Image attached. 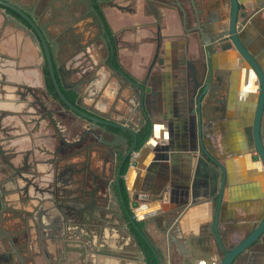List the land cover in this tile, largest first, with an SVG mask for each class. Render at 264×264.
Returning <instances> with one entry per match:
<instances>
[{
    "label": "crops",
    "instance_id": "obj_1",
    "mask_svg": "<svg viewBox=\"0 0 264 264\" xmlns=\"http://www.w3.org/2000/svg\"><path fill=\"white\" fill-rule=\"evenodd\" d=\"M14 1L29 7L47 28L50 47L70 36L72 28L84 33V39L93 34L87 29L84 32L83 26L88 23L78 0ZM238 1L240 22L248 19L242 37L264 71V0ZM110 4L102 3L100 8L114 36L115 71L103 57L93 62L101 72L89 68L88 73L62 77L68 84L81 85L89 101L84 104L88 109L96 107V118H124L135 125L141 117L127 113L136 97L131 81L144 82L148 89L146 126L153 129V134L136 160H128L123 172V193L131 217L116 189L109 204L99 205L85 221L78 213L65 235V231L51 227L45 230L38 225L37 214H46L43 211L51 206L50 202L42 209L40 201L12 192L1 202L0 264H147V250L138 236L153 251L143 234L163 264H220V243L231 249L264 218V168L261 160L255 159L253 140L260 83L230 42L212 52V93L202 98L201 111L198 104L204 86L197 85L207 61L203 47L213 41L214 31L228 28L230 0H115L116 5ZM6 13L0 7V116L10 113L12 117L3 119L5 124L9 120L22 129L23 122L12 119L20 117L18 112L27 106L25 100L14 98L19 89H32L43 105L55 111L60 106L49 94L55 88L46 87L45 61L29 28L18 27L13 23L15 18ZM66 58L59 59L66 62ZM61 89L65 94L70 91L62 85ZM34 105L41 113L42 106ZM63 113L54 114L62 120L58 127L62 131L68 126L61 117ZM40 115L36 117L40 123L37 128V123L23 124L35 129L34 152L37 160L43 161L53 159L58 141L56 131L45 132L48 123ZM198 115H202L201 125ZM76 122L83 129L91 126L87 120ZM262 124L264 141V117ZM101 127L95 126L109 143L99 140L88 150L92 141L89 138L79 147V155L68 149L73 156L64 157L63 167L70 170L74 165L89 166L97 176H103L109 160L110 171L116 167L114 152L121 150L128 141L126 137L131 139L132 135L126 133L124 139H117L104 134ZM142 133L143 129L138 132ZM203 148L226 174L217 192L208 185L193 188L201 156L205 159L201 173L208 174L215 167ZM122 149L125 151V147ZM39 169L47 171L48 166L39 163ZM70 174L74 176V171ZM205 180V176L199 177L202 183ZM74 184L69 183L70 188ZM135 195L145 200H135ZM77 196H67V200L73 203ZM47 223L54 224L52 220ZM54 233V241L46 239ZM234 264H264V235Z\"/></svg>",
    "mask_w": 264,
    "mask_h": 264
},
{
    "label": "water",
    "instance_id": "obj_2",
    "mask_svg": "<svg viewBox=\"0 0 264 264\" xmlns=\"http://www.w3.org/2000/svg\"><path fill=\"white\" fill-rule=\"evenodd\" d=\"M111 1V0H106ZM231 3V13L229 16V25L228 28H226L223 31H214V37L213 41L204 45L203 51L204 56L207 57V61L205 63V70L201 75V80L198 82L199 86H204V89L202 93L200 94L198 98V104H199V110L201 111V103L202 98L207 94H211V88L210 85L212 84L213 76H214V70L211 64V54L214 50L218 48H223V44L226 42H230L236 50L240 53L241 57L245 59V61L250 65V67L253 69V71L256 73L257 78L260 83V94L259 99L257 103V108L255 112L254 117V124H253V140H254V151L256 152L255 159H259L262 162L263 168H264V141H263V117H264V71L256 58V56L253 54V52L250 51V49L247 47L246 42L244 41L242 37V32L245 30L247 26L248 19L246 18L242 23L240 22V11L241 6L239 4L238 0H230ZM0 7L3 8L7 13V15L10 18H15L13 20V23L17 25L18 27L27 30L29 28V32L34 39V41L37 43L38 47L41 50V56L43 57L49 72L50 76L52 78V81L54 83L55 92L58 94L60 100L67 106L70 111H72L77 117H82L83 119L89 121L91 123V129H87V132L83 135L81 139H78V137L73 140V137L71 135L72 131L70 132L69 136L73 141H70L68 138H66L65 135L59 134L56 137V141H58L57 145L55 146V150L52 154L53 159H51V163H53L52 171H41L39 167H36L34 170H28L26 173L32 174L35 176L37 180L36 186L30 190L28 196H31V198L40 201V205L43 209L45 207L46 203L50 202L51 206L48 207L47 211L48 213L45 215V217H42L41 219V212L37 214L39 226L41 229H48L56 228L55 231H65V235L67 232L68 226H71L75 224L76 222V216L78 213H80V216L85 221L88 215L91 217L94 215L96 208L99 205H108L111 197L116 196L115 190H118V196L119 201L122 202L124 209L126 211V214L131 217V214L129 212V209L126 205V201L124 198L123 193V187L125 188L126 183L123 182V179H125V175L123 174L124 171V165L128 160H131L133 158V155H137L140 153L142 147L144 148L147 142H149L152 134L153 129L150 131V134L148 138L145 141L144 146L139 148L138 141V132L140 129L146 124L147 122V113H146V92L148 89L144 88V82L141 83H134L131 81L132 87L135 91V100H134V106L129 108V111L127 112L130 117H141V122L138 123V125L128 123L127 120L124 118L122 119H113L110 117H106L104 115H100L102 118L98 119L94 115L98 114L96 111H91L86 106H84L86 112L82 111L79 107H83V93L81 92L80 88L77 85L74 84H68L66 83L65 79L60 78L57 79L56 71L61 73L62 69L58 68L55 65L51 49H50V36L47 32V28L42 25L38 17H36L33 12H31L29 7H24L19 3H16L14 0H0ZM91 8L92 13H94L97 16V21L105 27V21L104 19L99 15L97 12V9L94 5L89 6ZM10 11V13L8 12ZM15 14V16H14ZM28 24V25H27ZM112 70V69H111ZM115 71V70H114ZM123 80H126L123 78ZM122 81V79H120ZM60 84L65 88H69L76 96V102L72 103L63 93ZM81 86V85H80ZM145 89V92H143ZM139 95V96H137ZM143 95V96H142ZM138 100V101H137ZM224 103V102H222ZM61 104V103H60ZM90 113L94 114L91 115ZM199 119V125L202 123V115H198ZM101 125V131L104 134H107L111 137L117 138V139H124L126 133H130L133 138L134 142L131 147H129L128 143H125V145L122 148H128L129 151L127 154L121 158L124 154L123 149L117 150L114 152L115 156V162H120L119 166L116 170V179L115 174L110 171L109 162L106 163L104 166V172L103 176H96L95 173L92 172L91 168L89 166L79 168L77 167L74 171V179L72 183L74 184V188L69 189L70 192H68V189L65 185L61 184L59 181V173L58 169L59 167L63 166V161L65 160L64 157L67 155L73 156L72 152H69V148L73 147V152L76 155L80 154V149L78 148V145H81L84 142L85 135L93 136L96 141H104L106 143V140H104V136L100 135L96 136L94 133V128L97 125ZM93 129V130H92ZM76 136V135H75ZM90 146L87 147L89 150L90 147H93V144H89ZM78 146V147H77ZM77 148V149H76ZM167 150V148H165ZM204 150V148H203ZM205 152V150H204ZM206 155L209 156L210 159L213 160L214 168L211 169V171H208L209 173H201L202 170L200 168L203 165V162H205V159L201 156L199 159V166L198 170L196 172L197 178H195V182L193 184V188L197 189L200 186H212L213 191L217 192L218 188H220V185L222 183V178L226 175L224 168L219 164V162L212 158L211 155L205 152ZM138 156V155H137ZM136 160V158H135ZM10 167L11 165L8 164ZM110 166V167H109ZM107 171L109 174H107ZM17 175H19L17 173ZM205 176L206 180L205 182L199 181V177ZM220 176L221 180H220ZM23 178V174L21 173L19 175V179ZM112 179V182L110 180ZM115 179V180H114ZM18 181V180H17ZM114 181V182H113ZM10 184L9 180L6 181L5 184ZM122 182L124 186L122 185ZM220 183V184H219ZM6 189H9V186L6 185ZM13 191V189H11ZM68 193H79L77 198L73 200L74 204L71 205L69 201L67 200V194ZM1 199V198H0ZM135 200H145L143 196L135 195ZM220 199V198H219ZM78 205V206H77ZM133 217V216H132ZM44 218V219H43ZM53 221V225L46 224V222ZM45 221V222H44ZM133 225H136V222L132 221ZM264 235V218L258 223L255 224L253 230L249 232V234L237 245L232 247L231 249H227L222 243L221 250L223 257L221 258L220 264H234L236 259L246 252L254 243H256L258 240L261 239V237ZM56 234H52L51 236H47L46 239H50L52 241L55 240ZM143 237L145 241L151 246V249L154 253V256L157 260L158 264H163V261L160 259L157 251L155 248L152 247L150 241L145 237L143 234ZM148 263V262H147Z\"/></svg>",
    "mask_w": 264,
    "mask_h": 264
},
{
    "label": "flooded vegetation",
    "instance_id": "obj_3",
    "mask_svg": "<svg viewBox=\"0 0 264 264\" xmlns=\"http://www.w3.org/2000/svg\"><path fill=\"white\" fill-rule=\"evenodd\" d=\"M114 1L115 0H111L109 2L106 0H78L79 3L77 4L85 12V16H86L85 18L90 19V22L88 23L84 32H86V29L93 31L95 28L96 35L93 38H91L89 41H84L87 38V36H85V39H84V37H81V33H79V31H76L78 32L76 33L75 29L72 28L70 31V36H67L65 40L56 41L57 44L55 46L50 47L55 65L58 68L62 69L61 73L56 71L57 79L59 81H60V78H63L62 75L67 76L69 74L70 75L79 74V72L88 73L89 68L91 72H96V73L101 72L99 65L97 64V66H94L96 63H93V62L97 61L98 63V60H102L103 53H106V56L104 55V57L107 60V64L109 65V68L110 69L113 68V70L116 69V62L113 57L115 53L117 54L116 48L114 45L115 42L113 44L108 34V31L106 29L107 20L105 18L104 13L102 12L100 8V4L102 3H111L110 5H116V4H113ZM91 4L95 6V8L97 9V12L104 19V21L106 20L105 27H103L97 21V16L94 13H92L91 8L89 7ZM55 54L56 55L58 54L57 57ZM65 56H67L66 58L67 61L66 62L60 61L59 58H64ZM90 61L92 62L90 64H93V66H90V64L89 66L86 65V62L89 63ZM79 62L80 63L83 62V63L79 64ZM43 74H45L46 87H51V86L54 87V83L52 81V78L50 76V72H49V69L46 63L43 64ZM74 85L78 86V84H74ZM78 87L80 88V86ZM34 93L35 92H32V89L27 88L26 90L19 89L17 93L14 94L15 95L14 98L16 100L18 101L25 100L27 103V106L18 112L20 114V117L18 116V118H12V119L19 122V124H21V122H23L24 124H29V123L32 124V122L37 123L36 117L42 114L41 120L44 119L48 123V124H45L46 129L48 130V131H45L46 133L49 131H50L49 133H51L52 131H56L57 135L58 133L62 135H65L66 133L65 136L66 138H68L67 136L70 135V132L72 131L71 135H73L72 136L73 140H75L76 137H78V139H81L83 137L85 132H87V129H83L82 127H80V125L78 124L79 122H76V120L84 121L85 119H83L82 117H77L72 111H70V109H68L67 106L60 100L58 94L55 91H51L49 94L50 95L53 94L52 96L59 103L60 107L57 108L56 111L54 109H51L47 105H43L41 99L38 97L39 95L37 93L35 94ZM65 96L72 103L76 102V96L71 90L68 91L65 94ZM82 98H83V101H82L83 107L80 106L79 108L82 111L86 112L84 108V106L86 105L84 104V102L87 101V98L85 97V95H83ZM36 103H38L39 106H42L40 107V111H42L41 113H39L34 108L35 106L34 104ZM90 110L96 111V107H94V105L92 107L90 106ZM58 112H61V113L64 112L63 114H61V117L64 118L66 122H68V126L66 124L65 126L66 128L63 131L61 128H58L59 123L62 122V120H60V118L54 115ZM90 114L94 115L92 113ZM9 117H12L10 116V113L2 114V116H0V125L2 126V129L0 130V198H1L0 204L2 200L7 195L11 194L12 192L19 194V195L23 194L28 199H31V196H28V194L30 190L36 186L37 180L34 175L28 174L26 172L28 170L32 171L36 167H39V163L43 164L46 168L48 166V170L46 169L47 172L52 169L51 167H53V163H51V159L38 161L35 156L36 155V153L34 152V150L36 151V146L34 145L35 129L32 130L29 127L28 129L23 123H22V129L20 127L16 128L9 120H7V125H6L3 119H9ZM140 122L141 121H139L138 123ZM39 124L40 123H37L36 128L38 127ZM145 127H146V124L140 130L142 129L144 130ZM88 129H91V127ZM93 131L96 136L100 137L99 131L96 128H94ZM138 137H139V134H138ZM69 138L71 137L69 136ZM89 138H91L92 140L91 144H93V147H95L97 144V141L93 136H91V134L85 135L84 142L78 146L82 147L84 144L87 143V140H89ZM126 138L128 140L127 143L129 144V147H131L132 143L130 142V136ZM69 140L73 141L72 139H69ZM129 147L125 148L124 154L121 155L122 156L121 158H123L127 154V152L129 151ZM69 149H73V147ZM119 163L120 162L118 161L116 167H114L112 171L115 174V179H116V170H117V167L119 166ZM127 163L128 161L125 163L124 169L126 165H128ZM8 164H10L11 167ZM77 167L74 165L71 167L70 170L69 168H67V166L59 167L58 176H59L60 183L63 185L69 186V183L73 182V179H74L73 174L72 175L70 174V177H69V171L71 170L75 171ZM17 173L19 175L22 173L23 178L21 179L20 177L19 179V175H17ZM7 180L10 181L9 182L10 184H8V182L7 184H5ZM6 185L9 186V189H6ZM122 185L124 186L123 182H122ZM11 189H13V191H11ZM66 196L70 197L72 196V193H68ZM73 204L74 202L71 203V205ZM1 213H2V204L0 205V216H1ZM43 213L47 214L48 213L47 209L46 211H43ZM46 214H41V216L45 217ZM27 216L30 217L31 219L33 218L31 213H27ZM0 233H2L1 230H0Z\"/></svg>",
    "mask_w": 264,
    "mask_h": 264
},
{
    "label": "trees",
    "instance_id": "obj_4",
    "mask_svg": "<svg viewBox=\"0 0 264 264\" xmlns=\"http://www.w3.org/2000/svg\"><path fill=\"white\" fill-rule=\"evenodd\" d=\"M106 29H107L108 34H109V36H110V38H111V40H112V42L114 44V36L112 34V30L110 28V25L107 22H106ZM113 57H114L115 62H116V60H117V54L115 53ZM51 88H53V86H51ZM150 131H151V127L149 125H147L144 128L143 133L139 135V141H138L139 148L142 147V145L145 143L146 139L148 138V136L150 134ZM130 141L133 144V142H134L133 136L131 137ZM126 168H127V166L125 167V169H124L123 172L126 171ZM138 239H139V242L141 243V245L143 247H145V249L147 250V260H148V264H158L157 263V260H156V258L154 256V254L148 250V247L145 246L144 241L139 236H138Z\"/></svg>",
    "mask_w": 264,
    "mask_h": 264
},
{
    "label": "rangeland",
    "instance_id": "obj_5",
    "mask_svg": "<svg viewBox=\"0 0 264 264\" xmlns=\"http://www.w3.org/2000/svg\"><path fill=\"white\" fill-rule=\"evenodd\" d=\"M90 22V19H87L86 21H85V23H89ZM87 26H83V29H85ZM92 33H93V36H92V34L90 33V34H88L89 36H88V38H86L85 40L86 41H89V39L90 38H93L95 35H96V29L94 28V30L92 31ZM81 37H84V33H81ZM104 55L106 56V53H103V57H104Z\"/></svg>",
    "mask_w": 264,
    "mask_h": 264
},
{
    "label": "built area",
    "instance_id": "obj_6",
    "mask_svg": "<svg viewBox=\"0 0 264 264\" xmlns=\"http://www.w3.org/2000/svg\"><path fill=\"white\" fill-rule=\"evenodd\" d=\"M136 156H137V155H133V158H132V160H134V159L136 158Z\"/></svg>",
    "mask_w": 264,
    "mask_h": 264
}]
</instances>
